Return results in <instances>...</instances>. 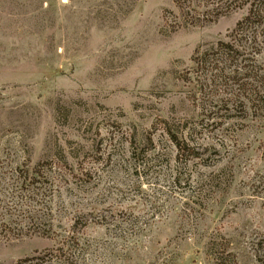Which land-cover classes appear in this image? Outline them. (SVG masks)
I'll use <instances>...</instances> for the list:
<instances>
[{
	"label": "rangeland",
	"instance_id": "374dc122",
	"mask_svg": "<svg viewBox=\"0 0 264 264\" xmlns=\"http://www.w3.org/2000/svg\"><path fill=\"white\" fill-rule=\"evenodd\" d=\"M0 264H264V0H0Z\"/></svg>",
	"mask_w": 264,
	"mask_h": 264
},
{
	"label": "trees",
	"instance_id": "16d2710c",
	"mask_svg": "<svg viewBox=\"0 0 264 264\" xmlns=\"http://www.w3.org/2000/svg\"><path fill=\"white\" fill-rule=\"evenodd\" d=\"M253 4H254V2H253L251 5H253ZM252 10H253V9H252ZM252 10H250L249 15H248L244 20L240 21V22L237 24L238 27H240V26H241L242 24H244L248 19L251 18V16H252ZM219 45H220V47H222V49L225 48V49L228 50V51L233 50V48H232L231 46L227 45L226 43L224 44L223 42H220ZM226 50H225V51H226ZM177 144H180V143L177 142Z\"/></svg>",
	"mask_w": 264,
	"mask_h": 264
},
{
	"label": "built area",
	"instance_id": "2783aa9c",
	"mask_svg": "<svg viewBox=\"0 0 264 264\" xmlns=\"http://www.w3.org/2000/svg\"><path fill=\"white\" fill-rule=\"evenodd\" d=\"M66 2H68V0H63V3H66Z\"/></svg>",
	"mask_w": 264,
	"mask_h": 264
}]
</instances>
